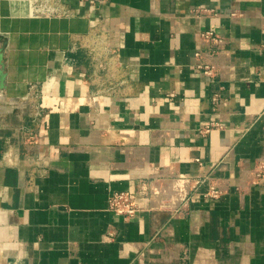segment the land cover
I'll use <instances>...</instances> for the list:
<instances>
[{
	"label": "crops",
	"instance_id": "obj_1",
	"mask_svg": "<svg viewBox=\"0 0 264 264\" xmlns=\"http://www.w3.org/2000/svg\"><path fill=\"white\" fill-rule=\"evenodd\" d=\"M64 1L79 15L0 0V264H264V0ZM208 30L228 40L212 78L193 56Z\"/></svg>",
	"mask_w": 264,
	"mask_h": 264
},
{
	"label": "built area",
	"instance_id": "obj_2",
	"mask_svg": "<svg viewBox=\"0 0 264 264\" xmlns=\"http://www.w3.org/2000/svg\"><path fill=\"white\" fill-rule=\"evenodd\" d=\"M22 2L26 6V16L32 18H71L79 15L77 8L70 6L64 0H12ZM89 5L103 3L106 0H79ZM201 48L194 51L195 67L209 78L214 77L220 70L215 64L220 52L228 43L226 37L214 33L213 31H202L200 34ZM32 91V90H31ZM30 95H35L31 92ZM213 111L217 112L224 104L221 90L213 92L212 97ZM30 125H20L18 127L22 143L27 151H31L38 144L39 126L45 125L44 114L39 102H32V115ZM213 127H220L217 122H210L201 129V133L209 132ZM256 178L264 177V160L259 164V170L255 171ZM221 189L213 186L208 192L210 197H218ZM108 210L116 215L128 218L135 214L137 205L135 194L129 191H112L108 195Z\"/></svg>",
	"mask_w": 264,
	"mask_h": 264
},
{
	"label": "water",
	"instance_id": "obj_3",
	"mask_svg": "<svg viewBox=\"0 0 264 264\" xmlns=\"http://www.w3.org/2000/svg\"><path fill=\"white\" fill-rule=\"evenodd\" d=\"M6 42L1 41L0 38V90H3L6 87V72H5V51Z\"/></svg>",
	"mask_w": 264,
	"mask_h": 264
},
{
	"label": "rangeland",
	"instance_id": "obj_4",
	"mask_svg": "<svg viewBox=\"0 0 264 264\" xmlns=\"http://www.w3.org/2000/svg\"><path fill=\"white\" fill-rule=\"evenodd\" d=\"M32 90V89H31ZM34 101H38V96H37V94H35V95H30V96H28V102H29V111H30V119H31V115H32V102H34ZM8 116V115H7ZM7 116H6V118H7ZM29 119V120H30ZM30 124H31V120H30ZM30 124H27V125H30ZM22 125V124H21ZM24 125H26V124H24ZM16 128H17V131H18V126H16ZM19 133V132H18ZM19 135H20V133H19ZM20 142H21V145H23L24 146V148L26 149V146L22 143V140H21V135H20ZM27 150V149H26ZM32 151H33V148H32V150L31 151H28L29 153H32Z\"/></svg>",
	"mask_w": 264,
	"mask_h": 264
},
{
	"label": "bare ground",
	"instance_id": "obj_5",
	"mask_svg": "<svg viewBox=\"0 0 264 264\" xmlns=\"http://www.w3.org/2000/svg\"><path fill=\"white\" fill-rule=\"evenodd\" d=\"M1 21V20H0ZM6 21V20H5ZM5 21H4V23H5ZM3 24V23H2ZM5 27V26H4Z\"/></svg>",
	"mask_w": 264,
	"mask_h": 264
}]
</instances>
